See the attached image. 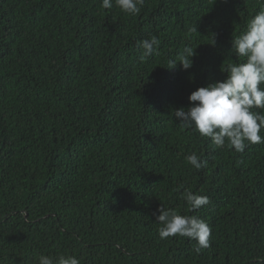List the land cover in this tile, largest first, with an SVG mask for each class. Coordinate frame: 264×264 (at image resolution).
I'll return each mask as SVG.
<instances>
[{
	"label": "trees",
	"instance_id": "1",
	"mask_svg": "<svg viewBox=\"0 0 264 264\" xmlns=\"http://www.w3.org/2000/svg\"><path fill=\"white\" fill-rule=\"evenodd\" d=\"M101 2L0 0V264H264V143L217 148L174 116L241 62L231 41L261 4L145 0L132 16ZM186 45L193 66L169 68ZM185 189L210 203L186 211ZM162 204L204 219L210 246L160 239Z\"/></svg>",
	"mask_w": 264,
	"mask_h": 264
},
{
	"label": "clouds",
	"instance_id": "2",
	"mask_svg": "<svg viewBox=\"0 0 264 264\" xmlns=\"http://www.w3.org/2000/svg\"><path fill=\"white\" fill-rule=\"evenodd\" d=\"M144 2L102 0L101 7L111 9L115 5L124 13L135 16L140 13ZM258 3L261 4L260 10L231 41L230 52L241 58V62L221 67L227 73L225 79L191 92V105L187 109H175L174 113L182 127L192 128L201 137L210 138L217 148L224 147L227 141V146L239 153L244 152L249 144L264 143V136L260 134L264 129V0H258ZM159 44L156 36L138 41L141 59L151 56ZM195 49L186 45L175 60H169L168 67L175 68L179 62L184 70H188L194 64ZM185 160L197 170L207 164L195 152L187 155ZM180 198L186 202L188 212H195L210 203L208 196L193 193L190 189H185ZM158 211L156 221L161 225L158 229L160 239L187 237L195 241L197 254L210 246L212 230L204 219L182 215L163 204ZM35 264H80V259L71 254H62L58 258L41 254Z\"/></svg>",
	"mask_w": 264,
	"mask_h": 264
}]
</instances>
